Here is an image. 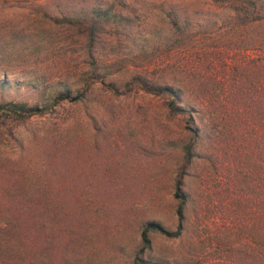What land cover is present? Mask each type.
Segmentation results:
<instances>
[{
    "label": "rangeland",
    "instance_id": "obj_1",
    "mask_svg": "<svg viewBox=\"0 0 264 264\" xmlns=\"http://www.w3.org/2000/svg\"><path fill=\"white\" fill-rule=\"evenodd\" d=\"M105 1L128 17L114 32L107 27L94 47L97 62L110 70L105 80L115 84V92L99 83L81 87L80 78L89 74L80 70L81 44L44 14ZM120 1L124 6H117ZM171 10L188 20L200 52H210L201 66L220 70L222 62L239 57L226 45L234 44L229 37L236 34L227 19L231 12L209 0H0V79L6 82L0 100L44 101L64 88L57 82L70 85L56 111L31 116L9 126V134L0 133V168L18 162L19 178L37 176L43 212L50 194L57 203L64 202L60 197L69 199V224L60 221L58 205L52 223L47 214L42 218L45 235L49 229L54 233L51 251L48 236L41 256L53 264H132L146 223L176 227L173 185L182 163L181 145L188 140L186 114L172 116L165 96L125 85L132 74L142 72L140 67L155 70L164 80L189 78L183 69L198 63L197 56L185 60L167 51L166 13ZM245 33L248 28L240 32ZM72 97L76 99L70 101ZM192 166L196 172L202 168L195 160ZM191 232L184 229L178 238H168L149 231L151 250L143 257L158 256L164 264L186 259L189 244L198 250L189 241Z\"/></svg>",
    "mask_w": 264,
    "mask_h": 264
},
{
    "label": "trees",
    "instance_id": "obj_2",
    "mask_svg": "<svg viewBox=\"0 0 264 264\" xmlns=\"http://www.w3.org/2000/svg\"><path fill=\"white\" fill-rule=\"evenodd\" d=\"M209 1L231 12L227 19L236 34L229 37L234 44L226 45L240 52L239 57L222 62L221 71L215 65L201 66L200 62L210 60V52H200L188 20L171 10L166 13L167 51L182 54L185 60L197 56L198 63L183 69L189 78L185 82L164 80L161 74L154 75L158 73L155 70L140 67L142 72L132 74L125 84L129 89L165 96L170 115L186 114L188 133L173 185L176 227L165 230L155 222L146 223L140 230L141 247L132 264L165 263L158 256L143 257L144 251L151 250L149 231L178 238L184 229L192 231L189 241L197 244L198 250L189 244L186 259L171 264H264V0ZM117 6H124V2ZM115 7L105 1L77 11L44 13L56 22L59 31H71L81 44L80 70L85 68L89 73L80 78L84 90L99 83L110 92L116 91L115 84L105 80L110 73L108 66L100 65L94 56L95 43L107 27L114 32L128 19ZM246 28L248 33L241 35ZM70 70V66L65 67L68 73ZM5 84L1 78L0 87ZM57 84H64V88L44 101L1 99L0 133L9 134V126L22 124L31 116L56 111L70 89L69 82ZM194 160L202 166L199 172L193 171ZM9 163V168H0V264H53L48 256H41L48 236L49 249L52 247L54 233L49 229L45 235L42 218L47 214L52 223L53 206L58 205L60 221L69 224V199L60 197L64 202L57 203L56 196L50 194V206L43 212L36 191L37 176L19 178L23 174L15 169L20 164ZM188 221L192 224H184Z\"/></svg>",
    "mask_w": 264,
    "mask_h": 264
},
{
    "label": "water",
    "instance_id": "obj_3",
    "mask_svg": "<svg viewBox=\"0 0 264 264\" xmlns=\"http://www.w3.org/2000/svg\"><path fill=\"white\" fill-rule=\"evenodd\" d=\"M76 99V97H72L71 99H70V101H74Z\"/></svg>",
    "mask_w": 264,
    "mask_h": 264
}]
</instances>
